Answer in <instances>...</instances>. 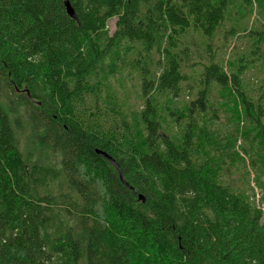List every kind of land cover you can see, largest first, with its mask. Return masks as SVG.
Returning a JSON list of instances; mask_svg holds the SVG:
<instances>
[{"label":"trees","instance_id":"trees-1","mask_svg":"<svg viewBox=\"0 0 264 264\" xmlns=\"http://www.w3.org/2000/svg\"><path fill=\"white\" fill-rule=\"evenodd\" d=\"M67 1L0 0V264H264V0Z\"/></svg>","mask_w":264,"mask_h":264},{"label":"water","instance_id":"water-1","mask_svg":"<svg viewBox=\"0 0 264 264\" xmlns=\"http://www.w3.org/2000/svg\"><path fill=\"white\" fill-rule=\"evenodd\" d=\"M64 6H65V10H66V13L68 14V16H69L71 19H73V20L76 21V17H75V15H74V13H73L72 7L70 6V4H69V2H68L67 0H64ZM97 154H98L100 157L106 159L109 163H111V164L116 168V170L118 171V174H119L120 181H121L125 186H127L129 189H131V188H130L128 185H126V183L124 182V180H123V178H122V175H121V173H120V171H119V167L117 166V164L115 163V161H114L112 158H110L108 155H106L105 153H103V152L97 151ZM131 190H132V189H131ZM139 199H142V198L139 196Z\"/></svg>","mask_w":264,"mask_h":264},{"label":"rangeland","instance_id":"rangeland-1","mask_svg":"<svg viewBox=\"0 0 264 264\" xmlns=\"http://www.w3.org/2000/svg\"><path fill=\"white\" fill-rule=\"evenodd\" d=\"M114 22H115V19H111L107 22V25H106V29H107V32L108 34H111L113 31H114ZM136 80H134L135 82ZM136 84V83H135ZM134 84V85H135ZM130 86V84L128 83V87ZM133 94L130 95V98H133ZM225 122V121H224ZM24 149V148H23ZM35 150H28V152H24L25 153V156L26 158H28L30 161H33V160H36V158L38 157L37 153L34 152ZM261 209L263 211V220H264V205L261 206Z\"/></svg>","mask_w":264,"mask_h":264}]
</instances>
